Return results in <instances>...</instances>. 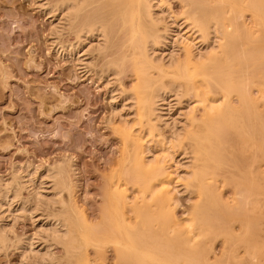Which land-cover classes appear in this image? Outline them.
<instances>
[{
  "label": "rangeland",
  "instance_id": "1",
  "mask_svg": "<svg viewBox=\"0 0 264 264\" xmlns=\"http://www.w3.org/2000/svg\"><path fill=\"white\" fill-rule=\"evenodd\" d=\"M60 1L0 0V187L3 188L5 184H10L7 195L9 200L6 199V201L2 200L0 202V227H6L3 230L6 237H9L7 238L8 241L2 247L0 246V264L72 263L71 259L64 258V251L59 245L52 243L50 239H46L49 243H45V239L41 237L42 231L44 232L42 229L45 228L46 230L47 228L48 232V229L51 228L50 226L53 223L51 217L56 214L59 205L48 206L44 202L38 209L35 207L33 209L32 207L31 197L33 194L42 192L41 194L44 196L47 194L46 197L51 193L48 198L54 196L52 195L50 180L48 181L44 177L46 168L54 167L58 163L65 165L64 176L67 185H69L68 188L70 187L68 193L71 195H67L64 192L62 197L65 201L68 199L66 203L69 205L70 202V208L73 207L74 211L79 208L78 211L80 213L83 212L82 215H85L84 217L87 218V221L92 226H98L101 229H105L108 223H106L105 216H103L104 214L101 210H104L106 205V184L111 174L118 172V179H121L120 181L123 183L130 182V185L137 183L128 178V175L130 176L128 172L129 165H127L128 159L125 157L128 155L126 152L128 149L124 146L118 132H116L118 127L125 124V122L132 124L136 122L134 119V102L130 99L124 100V96L128 94L127 92H130L138 82L136 79L138 75H135L134 71L138 69V59L133 56L135 55V47L132 38L130 42H127L131 32L128 20L130 4L127 3L128 0H113L114 2L111 0H86L89 3L76 22L73 26H67L68 23L66 20L64 21V16L62 17L64 13L59 10L55 11L53 7L51 8V5H55ZM164 2L170 7L172 13L178 17L183 12L182 7L186 4L185 2L199 3L198 5L203 7H213L221 11L226 8L232 9V16L236 18L235 23L242 29L243 39L250 42L247 48L249 50L248 54L251 55L250 57L249 55L245 56L249 66L247 77L252 79L253 86H251L252 84L249 86V91L252 93V98L256 99V102L259 99L256 105L260 114L255 112V115L251 116V121L255 123L256 129L254 128L253 132H247L248 136L252 137L249 141V137L247 135L244 136V133L239 134L236 130L228 129V135L226 134L227 138H225L223 146V149H225L221 152L220 158H218L219 162L217 160L218 165H210L213 171V177L211 178H215V182H213V179L208 181L210 193L207 198L201 199L199 202L196 200V194L192 190H187V192L184 189H181L180 194L177 196V206L174 208L176 217L179 219H186V217L189 219L195 218L194 228L196 229L197 227L198 230L199 227L198 231L202 233L203 230V236L206 235L203 237L198 231H194L198 235L194 248L181 246L184 245L182 243L183 237L177 239L170 235L168 241L166 240L167 237L163 239V237L159 236L163 234V231L159 228L160 226H158L160 224L159 220L155 213V215H152V212L147 209L142 208L140 215L135 219L136 228L146 234L149 242H155L158 251L166 250L173 264H184V261L185 264H264V166H262L264 165V98H261L264 95L262 94L264 91V86H262L264 85V36L262 37V34L264 35V0H164ZM236 4L239 7L241 6V8L236 6ZM230 5L234 6L231 7ZM101 9L105 11L106 18L111 21L110 24L114 23L111 24L110 39H108L106 48L102 52L103 54L97 53L96 50V53L94 52L96 39L91 38L81 43L78 50L76 48L72 50L71 55L69 53L71 48L66 45H75L76 36L79 34L78 32H81L79 30L82 29L84 22L88 17L90 18L97 13L96 10L99 12ZM242 10L246 12L243 11V13ZM235 13L237 14L236 16ZM128 31L129 33H127ZM91 46L94 47L91 48ZM137 46L139 47V44ZM79 51H83V58H81L82 53L79 54ZM132 56L133 58H131ZM110 63L113 65L112 67ZM114 67L117 69L115 68L114 70ZM105 68L111 70L108 71L106 69L105 72ZM150 71L148 74L152 77L154 75V77L158 76L155 70ZM136 72H139V69ZM262 72L263 74H261ZM258 81L261 82L259 83ZM190 103L193 105V100ZM186 107V104L179 105V107H174L171 113L175 115L179 110L187 111ZM198 109L201 110L200 108ZM122 120L125 122L122 124L118 123L122 122ZM177 121L174 125L168 122V127L163 123H159L160 133L165 138H170V132L173 130L171 128H174L176 132L178 130L186 132L188 130L185 127L188 124L187 121L183 117H179ZM260 121H262V126ZM185 123L186 125L184 126ZM239 147H241V150ZM184 149L186 150L184 151ZM184 149V152L180 148L175 149L176 160L179 161L180 165H183L179 169L181 173L189 172L190 169L187 168H191L193 165L191 148L186 144ZM123 161L124 163H122ZM171 167L174 171L175 163H172ZM21 177L23 179L15 180ZM10 181H13V183ZM18 181L24 182V189L23 187L21 189V185H17ZM45 181L46 183H44ZM41 182L44 185H40ZM11 186H15L16 190L15 187ZM2 188L0 189L2 190ZM49 188L51 191L48 190ZM259 189L262 190V194H258L257 191ZM12 190L13 192L19 191L17 193L20 195L17 194V197L20 199H17V197L15 199L11 198L13 195ZM28 191L32 195L28 196L30 194ZM28 199L31 203L27 202ZM10 201L14 202L11 203ZM195 202L198 206L196 211L193 209V205H195L193 203ZM72 203L75 206H72ZM19 205L21 208L23 207L22 210ZM249 205L250 207H248ZM201 213L202 215H200ZM210 218L211 221H209ZM142 223L144 226H141L143 225ZM207 223L212 225L209 226ZM201 228L203 229L201 230ZM106 238L110 239L111 242ZM106 238L98 236L96 239L101 243L103 242V245L99 246L100 242H96L97 246L94 249V246L89 243L90 246H88L87 252L90 253L89 257L92 260L95 257L100 261L108 258L105 261L106 263L104 262L105 264H116L115 254L112 251L114 250L112 239ZM23 240L29 243L28 247L30 249L27 247V242H25L26 247L24 245V250L28 249L27 251L25 250L26 252L23 248L21 249L22 251H19L20 249L16 247L17 243L19 241L23 242ZM105 241H108L107 243L109 244ZM173 241L177 244L173 243L172 245L171 242ZM118 247L119 258L117 264H137L138 261L133 255L126 253L123 247ZM23 251L25 254H23ZM183 251L186 252L184 253ZM35 252L39 254L35 255ZM224 252L226 253L224 254ZM42 253L53 254L52 256L55 257L56 261L57 258L60 260L57 263L55 260L51 262L50 255L47 254L49 259L45 256L44 259L47 260L42 258L44 260L42 263L33 261L41 257ZM177 254L180 255V258L177 257Z\"/></svg>",
  "mask_w": 264,
  "mask_h": 264
},
{
  "label": "bare ground",
  "instance_id": "2",
  "mask_svg": "<svg viewBox=\"0 0 264 264\" xmlns=\"http://www.w3.org/2000/svg\"><path fill=\"white\" fill-rule=\"evenodd\" d=\"M128 1L127 3L130 4L128 20L130 23L129 27H131V32L130 33L129 31L127 32L130 34V36H128L130 38L128 41L127 40L126 41L130 42L131 41L130 39L132 38V41L135 47L134 49L135 55L133 56H136V58L138 59L137 64H138L139 72H136L138 69L134 70L136 73L135 75H138V77L136 76L137 77L136 79L138 80V82L136 83V85H134L133 89L130 92H127L128 94L124 96L125 97L124 100L126 101L130 99L134 102V106H135L134 119L136 122L134 124L129 122L130 123L129 124L124 121L125 124H122L124 123L122 120V122H118L122 125L118 127V131H116L117 129L115 131L118 132V134L122 138L124 146L128 149V151H126L128 155L125 156L128 159L127 165H129L128 172L130 176L128 175V178L130 180L137 182L138 184L132 183V185H130L129 184L130 182L123 183L122 181H120L121 179H118V176H119L118 172L113 175L111 174V177L108 179V183L106 184L107 185L106 194H105L106 195V205L104 206V210H101L103 211V214H104L103 216H105L104 219H106V223L108 222L105 229L103 228L101 229V227L99 228L98 226L97 227L92 226V224H90L87 221V218L84 217L85 215H82L83 212L80 213L78 211L79 208L77 209L76 208L77 206L74 207L76 208V210L74 211L73 207L70 208L71 207L70 202H69V205H67L66 201H68V199L65 201L64 198L62 197V194L65 192L67 193V195H69L70 193L68 192L70 191L69 190L70 187L68 188L69 185H67L66 183V178L64 176L65 165L63 163H58L54 167L46 168V171L44 172L45 176L43 175L44 177H46L45 179H48V181L50 180L51 182L50 184L52 185V187L51 186L50 187L52 188V191H53L52 195L54 196H51V198H48L50 197L51 193L49 196L46 197L47 194L44 196L41 194L42 193L41 192L40 194L35 193L31 197L33 209L35 208L38 209V207H41L44 204V202L48 206H51V205L53 206V204L59 205V208L57 209L56 214L52 215L51 217L52 218L51 220L53 222L52 226L49 225L51 228L48 229V232H47V228L46 230L45 228L42 229L44 230L45 233L41 230L42 231L41 237L45 239V243H49L47 242L46 239H50L52 243L59 245L64 251L63 252L64 258L71 259L72 261L71 264H105L106 263L105 261H107L108 258L104 261L103 260L100 261L95 257L97 261L95 258L94 260H92L91 257H89L90 253L87 252V248L88 246H90L89 243L92 244L95 249V247L97 246L96 242H100L98 241V239H96L98 238V236L104 237V239L106 237H109L112 239V242L114 245L113 246L114 250H112L114 251V253L113 252L112 253L115 254L114 256L116 259V264L118 263V258H119L118 257L119 255L118 246L123 247L126 253H128L129 255H133V257L138 261V262L136 261L137 264H173L171 263L172 259L169 255H167L166 250L162 251L159 249L160 251H158L156 248L157 246L155 245V242L153 241L149 242V240H147L146 238V234L141 230L140 231L137 230L135 219L138 218V216L140 215L142 208L149 210V212H152V215L156 214L157 219L159 220V223H160L158 226H160L159 228L161 229V231H163V234L159 236L163 237V239H166L167 237L166 240L170 239L169 238L170 235L172 237H176L177 239L180 237H183L184 240L182 243H184V245H181V246H186V247L188 246V247L194 248L196 244L195 242L198 236L196 235L194 231L195 230L198 231L200 228L198 227V230H197V227L196 229L194 228L195 218L189 219L188 217H186V219H179L176 217V214L174 213V208L177 206L176 205V201L178 198L177 196L180 194V190L184 189L186 191L192 190L193 193L196 194L195 195L196 200L199 202L201 201V199L207 198V196L210 193L209 192L210 184L208 181L210 179L212 181L213 179L211 178L213 177L212 175L213 171H212V168H210V165L211 166L218 165L217 160L218 158H220L219 156H221V152L225 149V148L223 149V146H224L225 138H227V135H228V129L233 130V131L236 130L239 134L244 133V136L245 135L248 136L247 132L256 129L255 123L254 122L252 123L251 121V116L255 112H258L260 114L259 108L256 105L259 99H257L258 101L256 102V99L254 100L252 98V93L249 91L250 90L249 86L253 83L252 79L251 77L249 78L247 77L249 66H248V62L245 60V56L249 55L248 54L249 50L247 47L250 45V42L245 41L243 39L242 29L236 25L235 23L236 18L232 16V9L226 8L221 11L213 7L212 8L210 7L208 8L206 6L203 7L201 5H198L199 3L193 4V3L185 2L186 4L182 7L183 12L181 16L178 17L172 13L170 7L164 2V0H132V1L130 0L129 2ZM88 3L86 2V0H61L60 2H57L55 5L54 4L51 5V8L53 7L55 11L59 10L62 13H64L62 14V17L64 16L63 17L64 21L66 20V22L68 23L67 26H73V24L76 22L77 18L83 12L84 8L86 7ZM230 6L233 7L234 5H230ZM236 6L239 7V5L237 4ZM239 8H241V6ZM103 9H101V11L99 12L97 11L98 10L97 9L96 10L97 13L92 15V17L90 18L88 17V19L84 22L82 29H80L79 27L80 29L79 31L81 32H78L79 34L76 36L75 45L74 44L66 45L71 48L69 50V53L71 55H72V50H74L75 48L78 50L81 43H84L85 40L91 39V38L96 39V43L94 44L95 47L91 46V48L94 47L93 50L95 53L97 51V53L103 54L102 52L106 48L108 39H110L109 34H111L110 33L112 31L111 24L113 23L112 22L110 24L111 21H109L106 18L105 11H102ZM243 11L244 10H242V12ZM236 15L237 14L235 13V16ZM250 16H251V13H250ZM252 25H255V24H252ZM256 30H259V29H256ZM260 32H261V29H260ZM244 34H246V32H244ZM263 36L264 35L262 34V37ZM254 39H257V38H254ZM138 44H139V47L137 46ZM82 52L79 51V54H81ZM81 56L80 57L83 58V53L81 54ZM133 56L131 58H133ZM80 62L82 61L80 60ZM112 66L113 65L111 64V67ZM116 67H114L113 69L115 70ZM106 69L107 68H105L104 71ZM131 69L133 70V68ZM107 70L110 71L111 69H107ZM150 70H155L158 73V76L154 77L155 76L154 75L152 77L150 74H148L149 72H151ZM261 74H263V72ZM251 86H253V84ZM262 94H264V91ZM261 98L263 99L264 95H262ZM191 100H193V105H191L190 103ZM182 104H186L187 106L186 108L188 110L187 111L179 110L175 115H173L171 113L172 109L177 106L179 107V105H182ZM197 108H200L201 110L199 109L197 110ZM180 112H182V114H180ZM198 113L199 115H197ZM179 117H183V119L187 121L188 124L186 125L185 123L184 126L186 125L185 127L188 128V130L186 132L184 131L181 132V130L180 131L178 130L176 132L174 128H171L174 131L172 130V132H170L171 133L170 138H165V136H163L160 133L159 123L161 124L163 123L164 125H166V127H168L169 123L174 125L176 122H178L177 120ZM257 120L259 121V119ZM260 125L262 126V121H260ZM253 134L255 135V133ZM248 137H247L248 141L251 140L252 137L251 136H248ZM186 144L191 148L192 155H193V159H192L193 165L191 168L186 167L187 169H190L189 172L181 173L179 169L183 165L182 164L180 165L179 161L176 160L175 149L180 148L183 151ZM248 146L250 145L248 144ZM239 148L241 150V147ZM185 150L186 149H184V151ZM246 152L248 151L246 150ZM226 157L228 158V156ZM240 161H241V158H240ZM122 163H124V161ZM172 163L173 164L175 163V166H176L174 171L172 170V167H171ZM221 164L223 165V163ZM20 179H23V178L21 177L15 180H20ZM213 182H215V178L213 179ZM11 183H13V181ZM20 183L21 181L17 185H21L20 186L21 189L22 187L24 189V184H23L24 182H22L21 184ZM44 183H46V181ZM44 183L41 182L40 185H44ZM9 185L10 184L8 183V185L5 184L3 188L0 187L2 188V190L0 189V202L2 200L6 201V199H8L7 195L9 193V188H8ZM11 187H15V186H11ZM15 190H16V187H15ZM48 190L51 191L50 188ZM17 192L14 191L12 193L13 195L11 194L12 199H15L18 195H20ZM257 192L258 194L263 193L261 189H259V191ZM28 193H30L28 194V196L32 195L31 192L28 191ZM17 199H20V198L17 197ZM257 200L259 199L257 198ZM28 201L29 199L27 200V202ZM31 202L29 201V203ZM189 202H191V200H189ZM196 202L193 203L195 204L193 205L194 207L193 209L195 211L197 210V207H198ZM21 204H22V201H21ZM73 204L74 203H72V206H75ZM22 205L24 206V203ZM248 207H250V205ZM20 209L22 210L23 207L21 208L20 206ZM200 215H202V213ZM209 221H211V218ZM210 225L212 224L210 223ZM141 226H144V224ZM5 228L6 227L4 226L0 227V246L1 247L6 243V241H8L7 238H9V237H6V234L4 231ZM202 229L203 228H201V230ZM165 231L166 233H164ZM7 232H8V228H7ZM200 232L198 231V233ZM202 233H203V230H202ZM204 233L206 234V232ZM201 236H203V234ZM37 239L40 240L39 237ZM43 239L42 241L44 242ZM107 240L110 241V239H107ZM123 241L124 243L122 244ZM16 242H15V245H16ZM23 242L19 241V243H17L16 245L17 249L18 248L20 249L19 251H22L21 250L22 248L24 250V245L26 244L25 242L27 241H25L24 244ZM105 242L107 243L108 241H105ZM173 243H176V242L175 241L171 242L172 245ZM28 244L29 243L27 242V247H28ZM197 244L199 243L197 242ZM100 245H103V242L102 243L100 242L99 246ZM250 245H253V244H250ZM30 247H31V243H30ZM24 251H23V254H25L26 252ZM37 253L35 255H37ZM49 253L47 254L50 255ZM225 253L226 252H224V254ZM42 254L41 255L43 257L42 256L39 257L40 256L39 255L38 256L39 258L33 261H38L39 263H42V261L47 260V259H44L45 256H47V254L45 253H42ZM121 254L125 255L124 253H121ZM52 255L53 254L50 255V258H51L50 260L51 262H54L55 257ZM177 255H178L177 257L180 258L179 257L180 255L179 254ZM48 257L49 256H47V258ZM59 260L60 259L57 258V261L55 260L56 263L59 262ZM35 264H38V263L35 262ZM184 264H185V261H184Z\"/></svg>",
  "mask_w": 264,
  "mask_h": 264
}]
</instances>
